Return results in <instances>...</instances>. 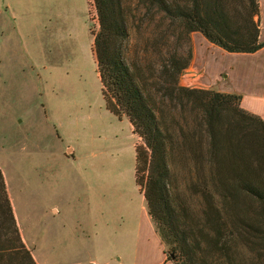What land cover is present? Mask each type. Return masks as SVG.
<instances>
[{
  "label": "trees",
  "instance_id": "1",
  "mask_svg": "<svg viewBox=\"0 0 264 264\" xmlns=\"http://www.w3.org/2000/svg\"><path fill=\"white\" fill-rule=\"evenodd\" d=\"M92 1L101 94L106 109L126 115L143 139L135 180L167 259L264 264V120L238 94L180 83L193 56L181 42L191 32L227 52L264 46L258 1L134 0L133 8L131 0ZM155 21L168 28L162 38L141 29ZM0 264H36L1 169Z\"/></svg>",
  "mask_w": 264,
  "mask_h": 264
},
{
  "label": "rangeland",
  "instance_id": "2",
  "mask_svg": "<svg viewBox=\"0 0 264 264\" xmlns=\"http://www.w3.org/2000/svg\"><path fill=\"white\" fill-rule=\"evenodd\" d=\"M0 4V163L25 246L36 264H136V246L152 222L135 180L144 143L126 115L105 107L92 51L93 1ZM160 24L141 29L162 38L168 28ZM131 34L137 42L140 34ZM198 36H184L181 50L193 55ZM191 64L180 83L215 90L191 74ZM12 161L21 172L10 173ZM159 250L145 247L144 264H157Z\"/></svg>",
  "mask_w": 264,
  "mask_h": 264
},
{
  "label": "crops",
  "instance_id": "3",
  "mask_svg": "<svg viewBox=\"0 0 264 264\" xmlns=\"http://www.w3.org/2000/svg\"><path fill=\"white\" fill-rule=\"evenodd\" d=\"M257 1L259 5V41L264 42V0ZM1 7L2 5L0 4V8ZM194 33L199 35V39L196 43L194 42L191 64V69H193L194 73L191 74L194 76L197 74L196 76L205 78L206 84L204 86L220 92L240 95L241 106L244 109L259 115L264 120V46L251 53L227 52L221 47L210 43L200 32ZM1 41L2 40L0 39V65L1 57L3 56V46ZM1 71L3 70L1 69ZM236 77L240 78L239 83H236L238 86L232 85L230 82V79H235ZM67 150H70V148H67ZM15 152L22 154L25 153ZM71 152H73V150ZM8 167L11 174L13 173L12 171L15 170L19 172L22 171V169H20V164L17 165L16 168V166L13 165V161ZM0 169L3 175H6L4 173V170L6 172L4 164L0 163ZM144 206L146 209L145 202ZM51 210L56 212L58 211V208L52 206ZM146 213L148 214L147 210ZM153 244L157 245L161 252V257L157 264H173L171 260L167 259L165 245L155 228L152 226V222H150L147 228L145 227L144 235L136 246V249L138 250L136 264H144L145 255H143V251L145 250V247H152ZM139 250H141V252H139Z\"/></svg>",
  "mask_w": 264,
  "mask_h": 264
}]
</instances>
